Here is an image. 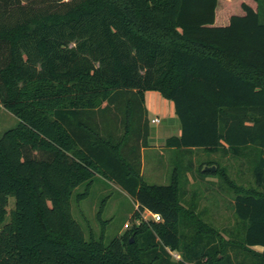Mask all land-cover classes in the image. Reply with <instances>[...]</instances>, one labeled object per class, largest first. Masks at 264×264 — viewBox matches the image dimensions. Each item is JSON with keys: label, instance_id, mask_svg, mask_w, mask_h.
Masks as SVG:
<instances>
[{"label": "trees", "instance_id": "trees-1", "mask_svg": "<svg viewBox=\"0 0 264 264\" xmlns=\"http://www.w3.org/2000/svg\"><path fill=\"white\" fill-rule=\"evenodd\" d=\"M147 91L174 104L178 158H248V186L216 160L197 171L220 173L238 228L186 201L181 160L168 184L144 179ZM0 104L19 118L0 137V264H264V0H0ZM96 176L139 205L108 243L105 199L99 237L72 213Z\"/></svg>", "mask_w": 264, "mask_h": 264}, {"label": "rangeland", "instance_id": "rangeland-1", "mask_svg": "<svg viewBox=\"0 0 264 264\" xmlns=\"http://www.w3.org/2000/svg\"><path fill=\"white\" fill-rule=\"evenodd\" d=\"M235 9L236 7H234ZM152 94L161 96L158 91H153ZM161 98L165 99L163 96ZM148 108L152 130L162 131L161 135L158 134L162 136L161 139H158L159 141L162 142L164 137L180 133L181 123L177 115L173 117L164 113L160 102L155 100L148 102ZM155 117L159 118V121L156 123L152 121ZM18 123L19 118L0 104V137L7 130L16 127ZM161 151L160 147H156L155 144H152L149 149L145 150L143 154L144 179L151 184H168L171 181L178 159L181 160L185 165L181 173V179L183 186H187L186 201L195 200L197 211L215 227L220 229L238 228L233 205L234 194L223 189L220 173L209 175L207 177L209 181H207L199 178L197 171L202 161L216 160L227 170L233 180L239 184L248 186L254 180L247 162L248 158L246 156L235 157L232 154L225 155L222 151L209 153L201 149H197L192 157L185 156L178 158L177 154L170 151V149L164 151V155L161 154ZM191 159L194 163L192 170L190 166L186 167ZM85 189V184L76 188L72 198V213L84 227L87 237L91 234L96 237L101 235L102 221L98 218V212L104 199L102 220H106L105 240L107 243L129 228L125 226L126 223H129L131 226L135 222L132 216L139 209V205L136 203L134 197L120 185L103 177L96 176L89 195L78 200L76 198L77 193H81ZM193 192L197 193L196 198H193ZM14 201L12 197L10 199V208L14 207ZM143 211L144 216L149 218L148 212ZM9 220L10 215L7 217V221Z\"/></svg>", "mask_w": 264, "mask_h": 264}, {"label": "crops", "instance_id": "crops-1", "mask_svg": "<svg viewBox=\"0 0 264 264\" xmlns=\"http://www.w3.org/2000/svg\"><path fill=\"white\" fill-rule=\"evenodd\" d=\"M152 93H153V91H147L145 93V104H146L147 110H149L148 102H150V100L151 101L155 100L157 102H160L161 106L163 107L164 113H167L168 115L175 117L174 115H176V113H175V108H174L173 102L169 99L166 100V98L165 99L161 98L162 94L160 92L159 93L161 94V96H159L158 94H152ZM148 116H149V114H148ZM161 132H162L161 130H154V129L152 130V127H151L150 145L148 147L142 148V175H143V161H144L143 160V154H144L145 150L149 149L152 146V144H155L156 147L159 146L160 149L162 150L161 154H163V155L165 153L164 151H166L168 149H170V151H172L173 153L176 154L174 149L166 146V140L170 136L164 137L162 142L158 140V139H161V137H162V136H160ZM180 133H181V131H180ZM180 133L178 135H180ZM158 134H160V135H158ZM157 136H158V138H157ZM207 179L208 178H206L204 180H207ZM207 181H209V180H207Z\"/></svg>", "mask_w": 264, "mask_h": 264}, {"label": "built area", "instance_id": "built-area-1", "mask_svg": "<svg viewBox=\"0 0 264 264\" xmlns=\"http://www.w3.org/2000/svg\"><path fill=\"white\" fill-rule=\"evenodd\" d=\"M152 121H153L154 123H156V122L159 121V118L155 117V118L152 119ZM145 211L148 212V214H149V218H147L146 216H144V214H143L144 211H142V212H141V215H142L141 217H142L143 219H145V220H154V221H156V222H159V221L162 220V216H161V214L156 213V212H153V211H151V210H149V209H145ZM140 221H141V218H138V219H137V223H139ZM125 226H126V227H129V223H126ZM170 252H171V254H172L175 258H177V259H180V258H181V255H180L178 252L171 251V250H170Z\"/></svg>", "mask_w": 264, "mask_h": 264}, {"label": "water", "instance_id": "water-1", "mask_svg": "<svg viewBox=\"0 0 264 264\" xmlns=\"http://www.w3.org/2000/svg\"><path fill=\"white\" fill-rule=\"evenodd\" d=\"M204 169L208 170V171H215L216 170V165L206 166Z\"/></svg>", "mask_w": 264, "mask_h": 264}]
</instances>
